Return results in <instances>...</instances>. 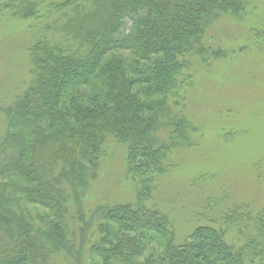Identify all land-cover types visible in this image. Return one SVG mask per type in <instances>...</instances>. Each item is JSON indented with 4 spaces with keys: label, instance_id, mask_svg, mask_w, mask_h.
<instances>
[{
    "label": "trees",
    "instance_id": "trees-1",
    "mask_svg": "<svg viewBox=\"0 0 264 264\" xmlns=\"http://www.w3.org/2000/svg\"><path fill=\"white\" fill-rule=\"evenodd\" d=\"M248 2L0 0V18L34 32L29 84L0 107V264L67 253L69 191L95 178L109 139L125 147L136 194L95 210L96 264H264V209L207 204L179 237L162 191L199 132L179 112L194 62L221 57L208 30Z\"/></svg>",
    "mask_w": 264,
    "mask_h": 264
},
{
    "label": "rangeland",
    "instance_id": "rangeland-1",
    "mask_svg": "<svg viewBox=\"0 0 264 264\" xmlns=\"http://www.w3.org/2000/svg\"><path fill=\"white\" fill-rule=\"evenodd\" d=\"M33 36L29 23L0 18V107L29 84ZM208 38L221 57L205 65L195 60L194 86L179 111L199 128L196 144L176 154L177 167L162 183V191L172 195L166 201L172 203L169 212L179 237L197 224L207 204L218 211L232 204L264 209V0H249L238 18L219 17ZM4 124L0 110V135ZM125 153L109 139L95 178L84 192L70 189L65 229L71 245L50 264L98 263L90 251L99 219L95 210L135 199Z\"/></svg>",
    "mask_w": 264,
    "mask_h": 264
}]
</instances>
